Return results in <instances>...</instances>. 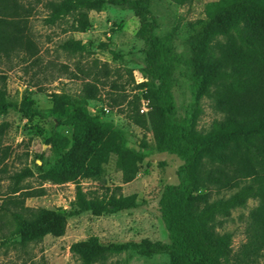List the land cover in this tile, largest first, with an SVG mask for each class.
I'll return each instance as SVG.
<instances>
[{
  "label": "trees",
  "instance_id": "obj_1",
  "mask_svg": "<svg viewBox=\"0 0 264 264\" xmlns=\"http://www.w3.org/2000/svg\"><path fill=\"white\" fill-rule=\"evenodd\" d=\"M44 4L49 10L46 24L55 25L71 17L74 31L88 29L90 12L102 11L108 4L127 6L139 18L138 34L146 44L145 80L136 86L129 117L153 134L158 151L183 160L179 182L168 184L160 199L170 242L145 239L137 244L141 250L166 254L169 264H264V0H217L206 5L204 24L186 41L192 101L184 119L176 115L171 90L176 59L169 40L157 33L152 0H47ZM32 12L33 7L25 0H0V55H37L29 23ZM63 47L73 51L85 48L80 40L73 39ZM2 78L0 114L16 108L29 120L38 115L52 117L68 126L71 133L54 131L49 137L57 156L51 167L36 173L26 166L8 175L10 183L0 214L9 213L14 219V231L22 245L66 232L68 211L25 205L27 198L47 193L45 182L76 184L74 212L91 211L100 216L138 205L136 194L96 195L82 187L84 178H102L104 164L113 154L125 183L137 177L147 157L145 138L139 148L131 147L123 129L90 113L87 102L97 97L96 85L86 83L78 96L52 92V106L43 112L35 107L30 93H25L19 103L11 100ZM206 97L213 100L223 117L202 131L199 121ZM142 100L147 111H141ZM7 128L8 123L3 122L0 135ZM28 178L38 179L40 186H25ZM214 191H234L231 206L245 205L249 198L259 200L249 214L246 241L237 250L232 233L217 229L215 213L224 198L212 199ZM130 246L104 245L91 236L74 242L71 250L81 264H97Z\"/></svg>",
  "mask_w": 264,
  "mask_h": 264
},
{
  "label": "rangeland",
  "instance_id": "obj_2",
  "mask_svg": "<svg viewBox=\"0 0 264 264\" xmlns=\"http://www.w3.org/2000/svg\"><path fill=\"white\" fill-rule=\"evenodd\" d=\"M47 0H25L33 7L30 30L38 53L30 56L16 52L0 55V84L5 77L11 100L19 103L25 93L36 100L39 111L52 106L51 93L65 91L73 96L83 93L86 83L97 87V97L88 99V110L110 121L127 134L128 145L139 148L142 139L148 142L147 157L137 177L123 182L116 155L104 164L100 180L84 178L82 187L90 194L104 195L117 192L136 194L138 205L116 213L100 216L91 211L74 212L76 184L67 182L43 184L47 193L30 197L25 205L68 211L66 232L62 236L46 235L37 242L20 243L15 233V221L9 213L0 214V264H81V259L71 250L74 242L95 236L104 244L129 243L124 251L112 254L97 264H169L166 254H149L137 245L143 240L170 242L169 232L162 219L160 199L168 184L179 182L178 169L183 160L176 154L156 149L153 134L134 123L129 117L131 101L138 91L136 86L145 80L146 44L138 34L139 18L127 6L108 4L102 11H91V25L85 31L71 28L72 18L49 25L45 22ZM152 0V10L159 27L158 35L169 40L176 59L172 76V93L176 115L184 119L192 101V78L188 66L187 39L199 30L206 20V5L217 0ZM80 40L84 50H66L68 40ZM204 113L199 129L208 130L214 120L221 119L211 98L203 100ZM146 103L142 100L141 108ZM8 123L0 135V207L4 203L10 179L8 175L29 166L36 173L51 167L56 152L48 139L54 131L71 136L70 128L52 117L26 118L16 108L0 114V125ZM25 186L37 187L36 178H28ZM122 186L121 189H117ZM234 191L213 192V198H224L215 213L217 229L233 235L234 250L246 241V226L250 211L259 200L249 198L245 205L231 206ZM13 207V205H9ZM264 263V256L261 258Z\"/></svg>",
  "mask_w": 264,
  "mask_h": 264
},
{
  "label": "built area",
  "instance_id": "obj_3",
  "mask_svg": "<svg viewBox=\"0 0 264 264\" xmlns=\"http://www.w3.org/2000/svg\"><path fill=\"white\" fill-rule=\"evenodd\" d=\"M146 103V102H145ZM145 109H146V111L148 110V108H147V106L145 107ZM141 111L143 112V111H145L144 109H141Z\"/></svg>",
  "mask_w": 264,
  "mask_h": 264
}]
</instances>
